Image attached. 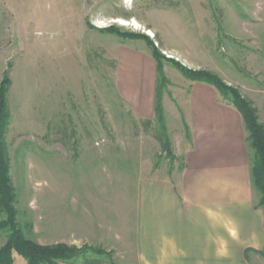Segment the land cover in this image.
<instances>
[{"label": "rangeland", "instance_id": "obj_1", "mask_svg": "<svg viewBox=\"0 0 264 264\" xmlns=\"http://www.w3.org/2000/svg\"><path fill=\"white\" fill-rule=\"evenodd\" d=\"M125 45L149 55L155 45L166 57L163 122L155 110L139 115L120 94ZM167 58L219 74L264 123V0H0V84L10 79L2 141L25 236L77 246L85 257L101 248L113 264L134 260L140 184L183 166L192 142L193 81ZM7 210L0 201V224L10 222ZM11 229L0 228V248ZM251 256L250 264H264V250ZM13 262L26 264L17 253Z\"/></svg>", "mask_w": 264, "mask_h": 264}, {"label": "crops", "instance_id": "obj_2", "mask_svg": "<svg viewBox=\"0 0 264 264\" xmlns=\"http://www.w3.org/2000/svg\"><path fill=\"white\" fill-rule=\"evenodd\" d=\"M117 60L120 94L139 115L152 117L157 62L126 45ZM190 97L192 142L183 149L184 165L140 184L138 254L129 264H250L251 255L264 250V208L254 198L242 115L205 82L193 81ZM64 264L113 262L102 254Z\"/></svg>", "mask_w": 264, "mask_h": 264}, {"label": "trees", "instance_id": "obj_3", "mask_svg": "<svg viewBox=\"0 0 264 264\" xmlns=\"http://www.w3.org/2000/svg\"><path fill=\"white\" fill-rule=\"evenodd\" d=\"M109 28L111 31L117 30L119 32V30L115 29L113 26ZM132 35L136 36L135 34ZM151 55L157 62L158 68L155 117L163 122L164 117H162L161 113L163 112V107L160 94V84L161 79L164 78V76H162L164 74L162 62L166 57L155 45H152ZM167 59L174 61L176 66L189 76L192 81L205 82L213 86L222 97H225V100L220 99L221 102L233 106L242 115L245 125L244 127L247 131L246 142L250 149L249 161L251 166L252 184L258 194L256 205L264 207V123L259 119L258 109L254 106V103L251 100L242 95L240 90L230 87L229 85L227 86L224 80L216 72L205 68H190V66H186L178 60ZM9 83L10 79L5 75L0 84V201L6 209L8 208L7 212L10 215V222L7 224L12 226V232L11 235H9L7 243L0 248V264H14L15 253L22 256L25 259L26 264H62V262L69 261L86 251L74 245L70 246L67 243L45 245L25 236L24 232L18 227V224L15 221V209L12 208L10 204L14 189L8 174H6L8 172V160L4 149L5 145L2 141V138L4 137V129L8 125L7 123L9 122L10 117V111H8L9 109L6 99V90ZM162 134L164 136L162 144L164 149L168 152L171 148V141L164 130L161 135ZM7 224L4 222L1 223L0 228ZM89 248L91 247L89 246ZM93 249L94 248H92V250ZM95 249H99L97 250L99 253H104V250H101V248Z\"/></svg>", "mask_w": 264, "mask_h": 264}, {"label": "bare ground", "instance_id": "obj_4", "mask_svg": "<svg viewBox=\"0 0 264 264\" xmlns=\"http://www.w3.org/2000/svg\"><path fill=\"white\" fill-rule=\"evenodd\" d=\"M115 21H117V22H119L121 24H124V25H131V22L128 19H125V18H119V19H116ZM136 24H138V23H136ZM149 34H151L150 31H149Z\"/></svg>", "mask_w": 264, "mask_h": 264}]
</instances>
